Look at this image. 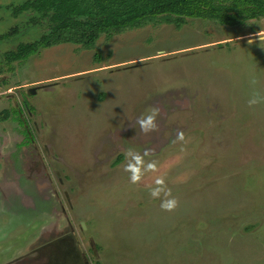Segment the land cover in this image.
<instances>
[{
	"label": "rangeland",
	"instance_id": "374dc122",
	"mask_svg": "<svg viewBox=\"0 0 264 264\" xmlns=\"http://www.w3.org/2000/svg\"><path fill=\"white\" fill-rule=\"evenodd\" d=\"M23 1L0 0V155L11 153L0 202L12 209L0 218L19 227L59 201L45 233L88 264H264V102L248 105L264 101V20L152 22L101 35L90 50L59 44L8 65L5 52L46 32L33 13L12 17ZM153 109L156 130L145 134L138 121ZM129 166L140 169L136 184ZM38 226L10 241L0 264Z\"/></svg>",
	"mask_w": 264,
	"mask_h": 264
},
{
	"label": "trees",
	"instance_id": "16d2710c",
	"mask_svg": "<svg viewBox=\"0 0 264 264\" xmlns=\"http://www.w3.org/2000/svg\"><path fill=\"white\" fill-rule=\"evenodd\" d=\"M33 13V26L46 23V32L3 54L11 65L59 44L92 49L101 35L139 28L152 22L180 29L187 20H211L222 26L264 20V0H25L11 7L12 17ZM13 31L1 36L8 39Z\"/></svg>",
	"mask_w": 264,
	"mask_h": 264
},
{
	"label": "flooded vegetation",
	"instance_id": "af4514ba",
	"mask_svg": "<svg viewBox=\"0 0 264 264\" xmlns=\"http://www.w3.org/2000/svg\"><path fill=\"white\" fill-rule=\"evenodd\" d=\"M18 111L17 113H19ZM20 114V113H19ZM20 125H24V123H21L19 120ZM26 139V138H25ZM30 142V140H27V144ZM21 145H24L23 143L19 144L17 148L21 147ZM22 148V147H21ZM1 151V150H0ZM11 155V153H10ZM10 155L8 160L5 156L0 155V173L4 171L5 163L6 161H10ZM25 154H19L17 157L16 162L21 163V160L25 158ZM12 157V156H11ZM12 159V158H11ZM17 164V163H15ZM2 168V169H1ZM6 172V171H5ZM1 177V174H0ZM5 185H0V191L6 190ZM34 188V187H33ZM42 188V187H38ZM45 188L53 189L51 186H46ZM14 189L16 192L15 194L18 195V199L23 192V187L15 186ZM28 190V189H25ZM35 191V190H30ZM38 191V190H36ZM57 192L52 190L53 197H57ZM0 194H4L2 196V201L5 203L7 202L6 198V192H0ZM15 196V195H14ZM59 199V198H58ZM17 200V199H16ZM20 201V199L18 200ZM22 201V199H21ZM58 201V200H57ZM4 202H0V217H7V213L12 212V209L10 210L8 207H6ZM25 203V202H24ZM26 204V203H25ZM48 204V203H47ZM31 205V204H30ZM50 204H48L49 206ZM32 209L40 210L37 205L34 206L31 205ZM59 209V201L57 203L53 202L49 207H46L45 210L43 209L39 212L37 211L32 217L20 220L18 221V224H21L19 227L16 226L12 219L8 218H0V244L3 243V249L0 251V257L1 255H7L12 250L13 246L10 241H16L20 238L21 232L28 231L29 228L33 227L35 222L39 224L37 230H33L32 239L23 247L19 248L17 247V250L12 252L14 258L11 261H6L4 264H15V262L19 261L16 264H72L75 259L81 258L83 261V264H88L86 261L87 255H84L83 253H80L77 250H74L73 246L69 243L62 242L59 244V239L57 233H53V235H46L45 230L47 229V232L49 233L48 229L51 227V230H56V225L52 222L53 220V212H56V209ZM64 212V210H61ZM50 222V223H49ZM55 226V227H54ZM55 234L57 236L55 237ZM51 240V241H50ZM71 241V240H70ZM14 245H18L17 242L14 243ZM56 246V247H55ZM52 248H56L54 251H52ZM58 250L61 252L60 255H56L55 253H58ZM15 253V254H14ZM91 253H93V250H91ZM69 257L68 261L66 262L65 257ZM97 264V263H94Z\"/></svg>",
	"mask_w": 264,
	"mask_h": 264
},
{
	"label": "clouds",
	"instance_id": "9594fccd",
	"mask_svg": "<svg viewBox=\"0 0 264 264\" xmlns=\"http://www.w3.org/2000/svg\"><path fill=\"white\" fill-rule=\"evenodd\" d=\"M256 36L259 38L260 41V46L264 45V30L259 31L258 33H256ZM252 41L249 40V44H251ZM251 84L255 85L257 83L256 79L253 77L250 81ZM254 96H258L259 93L254 92L253 93ZM264 101H260V100H256V99H252L248 101V105L249 107H252L258 103H261ZM158 109H153V112L151 115L145 117V118H141L138 123L140 124V128L142 130L143 133L147 134L153 130H156V124H155V116L158 113ZM178 140H183L184 139V134L183 132L178 133L177 136ZM138 163H140V161L138 160ZM149 169L151 171H157V167L156 164H151L149 165ZM126 171H130L132 173L131 175V182L133 184H136L139 180H140V169L138 167H133V166H129ZM157 183H163L164 180L163 178H159L157 181ZM169 194L171 195V193L169 192ZM152 196L155 197L156 193L153 192ZM178 206V201L176 199H169L167 201H165L164 203L161 204V208L165 211H173L176 207Z\"/></svg>",
	"mask_w": 264,
	"mask_h": 264
}]
</instances>
